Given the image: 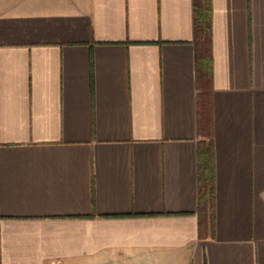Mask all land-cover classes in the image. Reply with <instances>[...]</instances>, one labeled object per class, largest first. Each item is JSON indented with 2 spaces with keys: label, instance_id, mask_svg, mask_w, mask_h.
<instances>
[{
  "label": "crops",
  "instance_id": "0c3cea01",
  "mask_svg": "<svg viewBox=\"0 0 264 264\" xmlns=\"http://www.w3.org/2000/svg\"><path fill=\"white\" fill-rule=\"evenodd\" d=\"M193 35V0H0V264H264V0H212L205 236Z\"/></svg>",
  "mask_w": 264,
  "mask_h": 264
},
{
  "label": "trees",
  "instance_id": "16d2710c",
  "mask_svg": "<svg viewBox=\"0 0 264 264\" xmlns=\"http://www.w3.org/2000/svg\"><path fill=\"white\" fill-rule=\"evenodd\" d=\"M193 40L198 94V208L199 234L205 236L215 227V151L212 137V0H193Z\"/></svg>",
  "mask_w": 264,
  "mask_h": 264
}]
</instances>
